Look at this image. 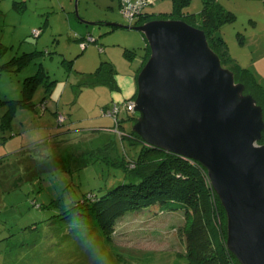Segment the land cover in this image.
<instances>
[{
	"label": "rangeland",
	"instance_id": "374dc122",
	"mask_svg": "<svg viewBox=\"0 0 264 264\" xmlns=\"http://www.w3.org/2000/svg\"><path fill=\"white\" fill-rule=\"evenodd\" d=\"M123 1L140 0H0V264H89L68 227L80 225L77 212L65 219L58 214L89 193L102 196L134 182L128 161H137L143 145L122 139L118 130H103L116 125L104 110L120 104L125 121L119 130L132 132L135 122L125 103L138 92L147 54L144 35L125 28L135 25L122 13ZM222 1L237 15L223 28L230 55L264 88V21L253 28L249 15L252 7L261 11L264 0ZM172 4L154 0L145 12L169 14ZM202 6L192 0L187 11L198 17ZM34 30L41 31L38 38ZM92 36L98 43L83 50L82 41ZM32 52L39 54L28 66L1 70ZM102 62L113 65L118 88L95 75ZM40 66L56 83L40 86L30 105L22 106L25 80ZM184 214L159 204L129 211L110 236L86 221L108 264H190ZM99 260L104 264L103 255Z\"/></svg>",
	"mask_w": 264,
	"mask_h": 264
},
{
	"label": "water",
	"instance_id": "95a60500",
	"mask_svg": "<svg viewBox=\"0 0 264 264\" xmlns=\"http://www.w3.org/2000/svg\"><path fill=\"white\" fill-rule=\"evenodd\" d=\"M125 28L141 32L151 50L137 79L132 131L207 169L226 212L228 250L240 264H264L263 108L204 30L175 19Z\"/></svg>",
	"mask_w": 264,
	"mask_h": 264
},
{
	"label": "trees",
	"instance_id": "16d2710c",
	"mask_svg": "<svg viewBox=\"0 0 264 264\" xmlns=\"http://www.w3.org/2000/svg\"><path fill=\"white\" fill-rule=\"evenodd\" d=\"M191 1L172 0L173 8L169 14L151 15L143 10L133 25L140 26L154 19H175L186 21L204 30L211 47L220 55L223 65L235 73L237 81L245 85L246 93L252 95L264 111V88L250 70L242 68L231 57L229 45L223 37L224 26L235 23L237 15L226 9L218 0H202V10L196 17L195 14L187 11ZM197 19H200V24L195 22ZM115 27L119 26L113 25V28ZM35 31L39 32L38 36H35ZM33 35L38 38L41 31L34 30ZM97 43L93 42V44ZM82 44L88 46L90 43L82 41ZM146 50L147 54L142 67L145 66L151 54L148 42ZM38 54L39 52L25 53L3 65L1 70L9 71L12 66L20 70L36 59ZM115 74L116 71L110 62H102L95 75L100 77L104 85L115 89L118 88ZM50 78L43 66H40L36 75L27 78L24 83L25 101H20L22 106L30 105L29 100L40 86L50 87L56 83ZM136 97L137 93L133 99L125 103L126 111L132 113L134 122L137 121V114L128 111L127 105ZM0 102L4 101L0 100ZM115 105L120 108L119 114L110 117L115 120L116 125L114 128L103 130L112 132L118 130L122 139L128 138L133 144L143 145L137 161H128V172L134 178V182L119 184L102 196L89 193L70 210L58 214V217L61 218L64 215L63 219H65L71 212L76 211L75 221L85 217L86 220L96 222L102 232L110 236L109 233L114 232L117 223L127 212L141 211L159 204L166 206L169 211H183L185 218L189 220L185 236L186 257L190 264H240L227 248L226 212L210 183L206 169L199 162L145 144L133 131L127 136L121 133L119 128L125 120L121 118L120 104ZM113 107L114 105L106 108L104 113ZM260 143L264 144V133Z\"/></svg>",
	"mask_w": 264,
	"mask_h": 264
},
{
	"label": "clouds",
	"instance_id": "9594fccd",
	"mask_svg": "<svg viewBox=\"0 0 264 264\" xmlns=\"http://www.w3.org/2000/svg\"><path fill=\"white\" fill-rule=\"evenodd\" d=\"M49 154L51 153L49 152ZM61 174L63 175V173ZM68 227L80 240L81 245L89 258V264H100L99 256L101 255L104 256V264H108L107 256L105 253L101 252L97 246L95 237L92 235L85 217L81 218L79 226L73 222H69Z\"/></svg>",
	"mask_w": 264,
	"mask_h": 264
},
{
	"label": "built area",
	"instance_id": "2783aa9c",
	"mask_svg": "<svg viewBox=\"0 0 264 264\" xmlns=\"http://www.w3.org/2000/svg\"><path fill=\"white\" fill-rule=\"evenodd\" d=\"M154 4V0H140L137 4L133 5L130 2L128 3L127 1H123L122 3V13L124 14L125 18L128 20V22L130 24H133L135 22V20L137 19V17L139 16V14L146 9V7L153 5ZM37 31H35L36 33ZM39 35V32L38 34ZM88 42H93L95 41V39L92 37H88V39L86 40ZM87 46L85 44L82 45V48L85 49ZM101 51H103L102 48H100ZM127 109L128 111L134 112L135 113V101L130 102L127 105ZM119 110L120 108L117 107L116 105H114V107L111 109V112H105L104 116H106V114H109L108 116L110 117H115L117 114H119Z\"/></svg>",
	"mask_w": 264,
	"mask_h": 264
},
{
	"label": "crops",
	"instance_id": "0c3cea01",
	"mask_svg": "<svg viewBox=\"0 0 264 264\" xmlns=\"http://www.w3.org/2000/svg\"><path fill=\"white\" fill-rule=\"evenodd\" d=\"M218 1L224 7L227 6L226 1L225 2H223L222 0H218ZM261 4L263 3L260 1V5ZM249 15H250V22H252V27L257 28L259 23L261 21H264V8L261 6V11H259L257 7L255 9L252 7V10H250Z\"/></svg>",
	"mask_w": 264,
	"mask_h": 264
}]
</instances>
